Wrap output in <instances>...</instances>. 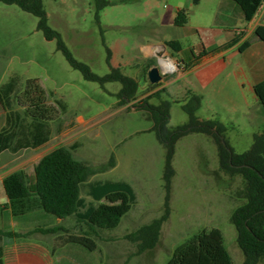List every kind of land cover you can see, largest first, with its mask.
<instances>
[{"label": "rangeland", "instance_id": "rangeland-1", "mask_svg": "<svg viewBox=\"0 0 264 264\" xmlns=\"http://www.w3.org/2000/svg\"><path fill=\"white\" fill-rule=\"evenodd\" d=\"M110 1L97 21L95 0H43L49 25L61 33L77 60L100 76L110 73L113 66L137 80L135 98L127 101L121 96V82L102 84L86 79L72 67L57 41L46 39L38 29L37 16L15 4L0 2V88L14 75L20 78L18 90L35 79L48 94L46 104L54 106L59 114L48 121L45 143L2 153L0 178L19 169L33 175L43 155L59 146H75L71 149L73 156L94 170L87 182L128 181L136 191V203L118 226L96 227L94 231L75 215L58 218L37 211L14 217L8 207L0 206V228L23 234L18 241L38 248L44 264H165L180 243L202 229L217 227L223 232L233 263L245 264L231 221L235 208L245 201V181L240 174L221 169L218 145L206 133L189 131L176 142L171 210L156 246L138 252L129 234L165 212L166 147L158 140L155 122L142 102L148 96H152L148 99L152 104L170 101L169 126L175 129L189 122L183 106L192 101L190 92L175 90L180 82L168 91L160 88V81L150 82L148 71L156 61L146 56L143 46L180 40L181 51L168 47L160 55L163 65L176 70L171 54L188 62L193 58V46L202 41L210 50L227 49L228 42L248 27V21L237 14L228 17L223 11L225 0ZM180 2L187 9L189 24L198 27L191 34L170 24L174 6ZM230 2L239 8L236 2ZM220 10L226 14L224 18L215 16ZM248 41L250 50L243 52L239 47L227 52V65L214 82L201 93L192 92L201 96L196 116L222 123L223 139L236 153L250 149L255 135L264 130V108L253 90L254 83L264 79V43L255 35ZM57 99L66 103L64 111L57 110ZM11 103L12 110L24 111L15 100ZM88 190L85 183L81 196L87 203L96 202ZM35 228L56 230L42 232ZM86 233L97 242V249L63 243V237ZM257 264H264V258Z\"/></svg>", "mask_w": 264, "mask_h": 264}, {"label": "trees", "instance_id": "trees-1", "mask_svg": "<svg viewBox=\"0 0 264 264\" xmlns=\"http://www.w3.org/2000/svg\"><path fill=\"white\" fill-rule=\"evenodd\" d=\"M198 3L199 0H194ZM244 13L247 21L252 20L260 11L264 0H233ZM1 3L15 4L22 10L38 17V29L46 39L56 40L58 48L63 52L70 65L79 69L86 79L99 81H119L123 84L121 96L124 101L135 98L138 82L135 78L124 74L118 67L110 73L100 76L91 67L77 60L66 45L59 31L48 23V15L43 0H0ZM110 0H95L96 19L99 21L100 11L111 4ZM187 9H178L174 24L183 26L188 22ZM256 36L264 42V24L255 29ZM236 36L227 46L237 43ZM174 51H181L182 44L178 39L165 41ZM250 46L248 40L239 47L241 51ZM203 54V52H202ZM20 78L14 75L0 88V102L6 111V124L0 130V154L5 150L14 152L23 148H35L48 139L47 124L59 115L54 106L47 105L48 94L35 79L27 81L25 88L18 90ZM254 93L264 108V79L253 86ZM157 93V92H155ZM192 101L183 107L189 114L187 124L175 129L169 126L171 102L163 100L159 104L149 102L148 96L142 106L154 120V129L158 140L166 147V160L163 178L165 181L166 201L164 214L152 222L141 226L129 234V238L138 245V252L151 249L159 241L163 223L170 214V193L172 178L175 174L173 157L178 139L189 131L211 135L218 145L220 167L231 174H240L245 181L243 197L245 201L235 208L231 221L237 230V241L245 255V264H257L264 258V130L255 135L250 149L236 153L223 139L225 126L212 119H200L196 110L201 96L190 92ZM15 100L24 111L11 109ZM57 110L64 111L66 103L56 100ZM59 146L43 155L34 167V174L24 169L11 172L3 179L4 189L9 198L8 208L12 216L43 211L65 218L75 215L80 222L86 223L91 230L96 227L111 229L119 225L122 217L136 203L137 194L131 183L125 180H94L88 181L94 170L91 166L76 159L72 148ZM87 183L89 195L96 202L87 203L81 196L83 185ZM36 231L52 232L56 228H35ZM23 234L9 229L0 228V241L13 239ZM63 243H78L89 250L97 249V242L86 234H70L63 237ZM0 264L4 263V247L0 244ZM165 264H234L232 255L224 243L221 229L212 227L195 233L173 251Z\"/></svg>", "mask_w": 264, "mask_h": 264}, {"label": "crops", "instance_id": "crops-1", "mask_svg": "<svg viewBox=\"0 0 264 264\" xmlns=\"http://www.w3.org/2000/svg\"><path fill=\"white\" fill-rule=\"evenodd\" d=\"M223 11H226L228 17L234 18V14H237L241 18L245 19L244 13L241 8L236 6L230 0H225ZM199 3V1H198ZM238 5V4H237ZM10 7V6H9ZM183 7V3H176L174 6L171 25L174 24V20L176 17V13L178 9ZM5 9H15V8H5ZM221 10L218 13H215V16H220L222 18L226 15ZM230 17V18H231ZM246 20V19H245ZM191 22L190 18H188V22L179 27H183L190 34L193 30H197L198 27L192 26L189 23ZM248 27L241 29L237 36H240V39L234 45L228 47L227 49H223V47H215L213 49H208V45L204 44L202 41L201 45H194L192 48L193 58L188 62L183 58L174 57L172 54V58L176 61L175 64L176 70H171V68L166 67L162 64V58L160 57L163 52L168 51V46L165 44V41L162 40L157 43H152L146 46H143V50L147 57L157 62V58L159 59V63L154 62L152 66L158 65L161 68L162 78L160 82L162 83L160 88H165L168 91V88L175 83L180 82L178 87H175L177 92H181V94H185L188 92H197L201 93L202 90L208 88L220 72L227 65V52H235L236 49L249 37H252L255 34V29L258 25L264 24V4L261 7L260 11L257 15L250 21H248ZM257 37V36H256ZM258 38V37H257ZM259 39V38H258ZM263 42L261 39H259ZM264 43V42H263ZM161 44H165L166 48H163ZM264 45V44H263ZM251 45L247 47L243 52H247L250 50ZM203 52V54H202ZM150 67V68H151ZM149 68V69H150ZM169 73H172L171 77H168ZM182 81V82H181ZM255 84V83H254ZM254 86V85H253ZM174 90V91H175ZM6 124V111L0 102V130ZM6 151V150H5ZM4 152V151H3ZM2 152V153H3ZM0 154V157L2 155ZM11 173V172H10ZM10 173H5L0 178V206L8 207L9 198L6 194L3 185V179ZM0 243L4 247V263L5 264H44L45 260L43 258L42 252L37 248L32 247L30 244L21 243L18 241L17 237L13 239H4L0 241Z\"/></svg>", "mask_w": 264, "mask_h": 264}, {"label": "water", "instance_id": "water-1", "mask_svg": "<svg viewBox=\"0 0 264 264\" xmlns=\"http://www.w3.org/2000/svg\"><path fill=\"white\" fill-rule=\"evenodd\" d=\"M163 48H166L165 44H161ZM148 78L151 83H156L162 78L161 68L158 65L152 66L148 71Z\"/></svg>", "mask_w": 264, "mask_h": 264}]
</instances>
